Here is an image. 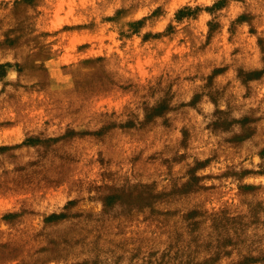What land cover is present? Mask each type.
Here are the masks:
<instances>
[{
    "label": "rangeland",
    "instance_id": "obj_1",
    "mask_svg": "<svg viewBox=\"0 0 264 264\" xmlns=\"http://www.w3.org/2000/svg\"><path fill=\"white\" fill-rule=\"evenodd\" d=\"M0 264H264V0H0Z\"/></svg>",
    "mask_w": 264,
    "mask_h": 264
}]
</instances>
